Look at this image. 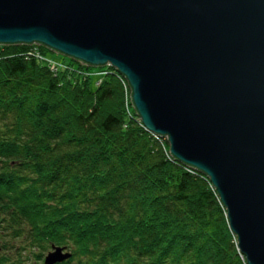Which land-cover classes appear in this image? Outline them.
<instances>
[{"label": "trees", "instance_id": "trees-1", "mask_svg": "<svg viewBox=\"0 0 264 264\" xmlns=\"http://www.w3.org/2000/svg\"><path fill=\"white\" fill-rule=\"evenodd\" d=\"M31 50L0 45V264L52 246L62 264H246L209 179L142 127L122 76L93 86L92 67L54 74Z\"/></svg>", "mask_w": 264, "mask_h": 264}, {"label": "water", "instance_id": "water-1", "mask_svg": "<svg viewBox=\"0 0 264 264\" xmlns=\"http://www.w3.org/2000/svg\"><path fill=\"white\" fill-rule=\"evenodd\" d=\"M0 45L111 66L144 129L209 179L246 264H264V0H0ZM71 257L52 246L43 264Z\"/></svg>", "mask_w": 264, "mask_h": 264}, {"label": "rangeland", "instance_id": "rangeland-1", "mask_svg": "<svg viewBox=\"0 0 264 264\" xmlns=\"http://www.w3.org/2000/svg\"><path fill=\"white\" fill-rule=\"evenodd\" d=\"M40 47H42V46H40ZM31 49L32 50H35V49H37V51H38V47L36 48L35 46L33 47V46H31ZM39 55H41V56H43L40 52H37ZM45 57H47L49 60H50V62L51 63H45V62H42V61H40V62H42V63H44V65H46V66H48V68L50 69V66H55V69H54V71H52L51 69V72H53L54 74L57 72V71H59L61 68H63V67H65L66 66V64H67V61H69V59L67 58V57H64L63 55H60V54H56V53H53V52H51V51H49L48 50V52H47V54H46V56ZM101 69V68H100ZM99 68H93L91 71H92V74H90V79H91V83H92V85L93 86H95L96 84H97V82H99V80H101V77H102V75L103 74H105V73H102L101 74V72H99V70H100ZM125 91L126 92H129V91H127V89L125 88ZM143 127V126H142ZM144 128V127H143ZM149 133V132H148ZM151 134V133H150ZM152 135H154V134H152ZM155 136V135H154ZM157 139H159L157 136H155ZM48 253V252H47ZM46 253V254H47ZM45 254V255H46ZM45 255L43 256V258H42V260L41 261H38V262H36L35 260H30V261H28V262H26L25 264H43V259H44V257H45Z\"/></svg>", "mask_w": 264, "mask_h": 264}, {"label": "built area", "instance_id": "built-area-1", "mask_svg": "<svg viewBox=\"0 0 264 264\" xmlns=\"http://www.w3.org/2000/svg\"><path fill=\"white\" fill-rule=\"evenodd\" d=\"M33 47L35 46L36 48L38 47V45H32ZM32 51V54L33 55H35V57L38 59V60H40V61H42V62H45V63H51L50 62V60L47 58V57H45V56H41V55H39L37 52V49H35V50H31ZM50 69L52 70V71H54V69H55V66H50Z\"/></svg>", "mask_w": 264, "mask_h": 264}, {"label": "bare ground", "instance_id": "bare-ground-1", "mask_svg": "<svg viewBox=\"0 0 264 264\" xmlns=\"http://www.w3.org/2000/svg\"><path fill=\"white\" fill-rule=\"evenodd\" d=\"M107 66H109V65H107Z\"/></svg>", "mask_w": 264, "mask_h": 264}]
</instances>
